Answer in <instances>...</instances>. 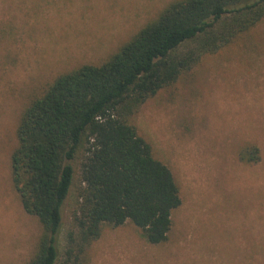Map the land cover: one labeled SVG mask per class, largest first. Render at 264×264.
<instances>
[{"label": "rangeland", "instance_id": "374dc122", "mask_svg": "<svg viewBox=\"0 0 264 264\" xmlns=\"http://www.w3.org/2000/svg\"><path fill=\"white\" fill-rule=\"evenodd\" d=\"M173 0H0V264H27L40 225L11 182L15 128L58 75L99 65ZM204 58L131 118L171 171L180 206L167 240L148 244L130 223L105 226L89 264H264V22ZM244 145L261 160L238 158ZM62 208L60 248L80 207V161Z\"/></svg>", "mask_w": 264, "mask_h": 264}, {"label": "trees", "instance_id": "16d2710c", "mask_svg": "<svg viewBox=\"0 0 264 264\" xmlns=\"http://www.w3.org/2000/svg\"><path fill=\"white\" fill-rule=\"evenodd\" d=\"M262 22L264 0H173L101 64L58 75L27 103L10 156L22 209L40 225L27 264H89L87 250L103 228L127 222L150 245L167 240L181 204L178 186L131 118L204 58L239 47ZM80 152V207L61 249L62 208ZM238 158L256 164L261 152L244 145Z\"/></svg>", "mask_w": 264, "mask_h": 264}]
</instances>
